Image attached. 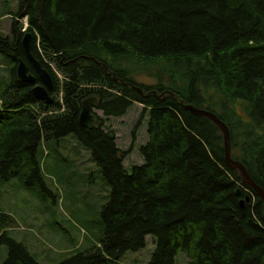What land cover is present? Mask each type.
Segmentation results:
<instances>
[{"label":"trees","instance_id":"obj_1","mask_svg":"<svg viewBox=\"0 0 264 264\" xmlns=\"http://www.w3.org/2000/svg\"><path fill=\"white\" fill-rule=\"evenodd\" d=\"M15 16L27 19L25 31L16 19L9 37L0 34L9 74L0 84V182L48 195L40 146L71 135L110 188L97 244L58 264H122L147 236L155 246L147 264H175L179 251L188 264H264L263 203L226 165L218 127L185 109L226 125L231 159L264 190V0H17ZM26 33L53 81L50 106L16 76L22 60L40 83L21 44ZM141 76L155 85L137 83ZM89 97L105 118L141 105L143 165L123 169L129 151L102 118L81 127ZM15 226L0 212L4 264H38L8 236Z\"/></svg>","mask_w":264,"mask_h":264},{"label":"rangeland","instance_id":"obj_2","mask_svg":"<svg viewBox=\"0 0 264 264\" xmlns=\"http://www.w3.org/2000/svg\"><path fill=\"white\" fill-rule=\"evenodd\" d=\"M15 13L17 0H0L1 35L11 34V22L17 19ZM20 20L25 24L24 19ZM7 74L6 63L0 61V75ZM7 82L8 77L0 80L2 85ZM136 82L144 86L156 83L144 76ZM141 110V105L133 104L125 115L105 118L99 110L92 109L105 121V127L114 131L117 147L129 151L124 160L126 169L123 168L127 173L131 172V166L143 165L139 150L147 142L148 117H141ZM73 138L69 135L40 146L44 152L41 164L48 195L25 188L15 179L0 182V212L9 214L16 222L7 234L23 244L38 264L68 261L71 256L88 251L100 239V214L110 188L100 169L89 160L90 151ZM154 248L153 239L147 236L146 246L139 253H128L121 263L147 264ZM6 257L7 248L0 246V264H4ZM175 264H188V259L179 251Z\"/></svg>","mask_w":264,"mask_h":264},{"label":"water","instance_id":"obj_3","mask_svg":"<svg viewBox=\"0 0 264 264\" xmlns=\"http://www.w3.org/2000/svg\"><path fill=\"white\" fill-rule=\"evenodd\" d=\"M30 40H31L30 34L26 33L22 36L21 44L24 53L27 57V60L32 65L36 74L38 75L40 83L37 84L35 82L34 76L27 73L26 64L22 60H20L16 65V76L18 80H20L21 82L31 85V93L37 101L42 102L46 105H50L52 104L53 101L52 97L49 95L50 91L53 89V81L50 74L44 68H42L39 62L35 58H33L32 55L30 54L29 52ZM137 90L139 91L140 94H142V91L140 89ZM149 95L150 94H147V96ZM96 105H97L96 97H89L86 98L84 101H82L81 109L79 113V119H78L81 127L91 128L92 126H96L98 124L97 117L95 113L92 111V109L95 108ZM185 109H187L194 116L202 117L210 120L216 127H218L223 137V147H224L226 164L230 169L234 171H239V177L241 178L243 185L250 188L264 205V190L261 187H259L250 178L249 174L240 163L233 161L231 159L230 135L226 125L215 114L209 111L197 109L191 105H187ZM237 194L239 195V192ZM244 202H248V198L242 200L241 204H243ZM263 219H264V215H263Z\"/></svg>","mask_w":264,"mask_h":264},{"label":"bare ground","instance_id":"obj_4","mask_svg":"<svg viewBox=\"0 0 264 264\" xmlns=\"http://www.w3.org/2000/svg\"><path fill=\"white\" fill-rule=\"evenodd\" d=\"M51 76V75H50ZM143 87V86H142ZM135 89V88H134ZM143 94V93H142ZM163 97V96H162ZM53 99V98H52ZM42 103V102H41ZM50 106V105H49ZM57 108V107H56ZM100 119V118H99ZM79 121V120H78ZM92 128V127H91ZM88 129V128H87ZM227 165V164H226Z\"/></svg>","mask_w":264,"mask_h":264}]
</instances>
